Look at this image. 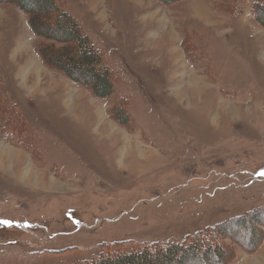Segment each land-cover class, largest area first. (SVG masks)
I'll return each mask as SVG.
<instances>
[{
	"label": "rangeland",
	"instance_id": "obj_1",
	"mask_svg": "<svg viewBox=\"0 0 264 264\" xmlns=\"http://www.w3.org/2000/svg\"><path fill=\"white\" fill-rule=\"evenodd\" d=\"M55 1L113 91L49 65L52 41L0 2V264L210 228L200 250L154 264H264V0Z\"/></svg>",
	"mask_w": 264,
	"mask_h": 264
},
{
	"label": "trees",
	"instance_id": "obj_2",
	"mask_svg": "<svg viewBox=\"0 0 264 264\" xmlns=\"http://www.w3.org/2000/svg\"><path fill=\"white\" fill-rule=\"evenodd\" d=\"M1 1L12 3L27 13L28 24L33 32L52 41V44L45 47L49 53L43 54L49 65L60 69L72 81L89 86L98 97H107L112 93V70L103 62L100 51L90 39L81 33L77 21L60 9L55 0ZM210 229L203 230L182 243L170 242L153 249L146 248L139 253L116 251L112 254H99L89 261L72 264H154L173 260L180 253H193L205 246L206 238L211 239Z\"/></svg>",
	"mask_w": 264,
	"mask_h": 264
},
{
	"label": "bare ground",
	"instance_id": "obj_3",
	"mask_svg": "<svg viewBox=\"0 0 264 264\" xmlns=\"http://www.w3.org/2000/svg\"><path fill=\"white\" fill-rule=\"evenodd\" d=\"M192 81V80H191ZM196 83H197V81H196ZM197 85V84H196ZM194 86V85H193Z\"/></svg>",
	"mask_w": 264,
	"mask_h": 264
}]
</instances>
